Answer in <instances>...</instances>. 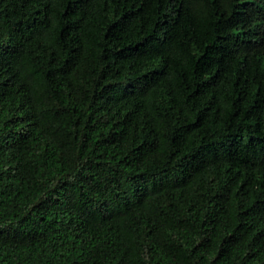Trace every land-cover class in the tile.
<instances>
[{
    "label": "trees",
    "instance_id": "obj_1",
    "mask_svg": "<svg viewBox=\"0 0 264 264\" xmlns=\"http://www.w3.org/2000/svg\"><path fill=\"white\" fill-rule=\"evenodd\" d=\"M0 264H264V0H0Z\"/></svg>",
    "mask_w": 264,
    "mask_h": 264
}]
</instances>
